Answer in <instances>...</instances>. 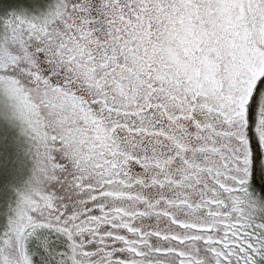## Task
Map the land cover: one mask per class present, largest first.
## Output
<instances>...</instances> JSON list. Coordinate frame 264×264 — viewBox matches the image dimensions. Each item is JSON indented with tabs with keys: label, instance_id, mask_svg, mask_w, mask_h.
I'll use <instances>...</instances> for the list:
<instances>
[{
	"label": "snow or ice",
	"instance_id": "obj_1",
	"mask_svg": "<svg viewBox=\"0 0 264 264\" xmlns=\"http://www.w3.org/2000/svg\"><path fill=\"white\" fill-rule=\"evenodd\" d=\"M0 264H264V0H0Z\"/></svg>",
	"mask_w": 264,
	"mask_h": 264
}]
</instances>
